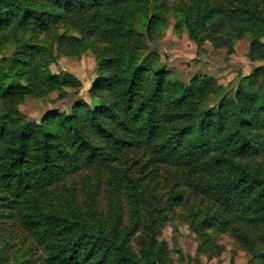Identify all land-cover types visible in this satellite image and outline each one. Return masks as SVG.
Segmentation results:
<instances>
[{"label":"trees","instance_id":"16d2710c","mask_svg":"<svg viewBox=\"0 0 264 264\" xmlns=\"http://www.w3.org/2000/svg\"><path fill=\"white\" fill-rule=\"evenodd\" d=\"M149 1L0 0V34L13 28L16 38L13 53L0 59V224L15 222L48 264H167L155 223L175 208L197 226L230 234L264 261V0H192L173 11L197 48L204 37L213 45L221 36L229 43L247 37L249 56L263 63L212 107L209 97L223 93L212 77L194 75L184 84L167 78L154 53L142 57L144 35L131 18L150 16L143 24L149 36L163 17L162 5L151 10ZM64 25L80 35L68 37L76 51L91 48L81 35L115 48L95 51L100 67L90 104L27 123L17 108L20 97L64 95L81 85L68 73L50 74L53 56L37 41L42 31L59 40ZM117 162L126 170L112 166ZM131 163L161 197L139 256L129 242L140 227L142 179L129 173ZM91 167L109 171L106 211L99 206L100 176L95 183L84 179L82 204L74 187L61 185ZM16 250L11 264L28 263L24 248Z\"/></svg>","mask_w":264,"mask_h":264},{"label":"rangeland","instance_id":"374dc122","mask_svg":"<svg viewBox=\"0 0 264 264\" xmlns=\"http://www.w3.org/2000/svg\"><path fill=\"white\" fill-rule=\"evenodd\" d=\"M159 7L163 14L162 19L156 21L151 27V35L147 36L144 22L147 23L150 16L143 21L138 16L131 18V23L138 31L144 35L145 49L142 50V57L150 53L156 55L160 66L167 72V78L181 83H188L194 75L212 77L216 84L223 88L220 97L210 96L208 106L216 105L220 99L226 95H234L238 82L258 68L263 63L253 60L249 56V40L243 37L232 42H227L224 37H220L215 45L207 37L203 38L201 49L188 38L184 25L178 24L173 11H179L182 6H191L192 0H150L151 10ZM264 10V8H262ZM0 34V59L9 57L14 51L13 42L15 32L13 28H4ZM59 40L49 31L37 33V41L44 44L53 60L48 65L50 74L57 75L68 73L80 82L79 88H66L65 94L60 95L58 91L48 95H24L18 99L17 108L22 118L27 123H39L52 113L69 114L73 106L78 102L91 103L90 90L97 79L100 64L96 60L95 51L104 50L111 52L115 45L112 42L92 36L85 38L81 35L83 43L91 46L88 50L76 51L68 40L69 36L77 38L80 35L71 26L64 25L58 30ZM264 43V37L260 39ZM37 80L36 78H33ZM36 84H40L39 81ZM0 100V106H3ZM4 108V106H3ZM136 159L141 157V152H136ZM136 161V160H135ZM120 162V161H119ZM117 162L113 167L126 170L127 166ZM143 162V161H141ZM124 163V160H123ZM131 163L129 173H137ZM140 167V165H136ZM139 170V169H138ZM143 171V170H142ZM145 171L142 172L144 174ZM129 173H127L129 175ZM132 175L133 178L142 179L139 188L141 189V222L136 234L130 239L129 246L136 254L144 249L145 238L147 236L146 226L149 224L150 216L154 215L153 207H160L161 197L156 199L153 196L151 187L146 184V180ZM96 176L101 178V191L99 195V206L107 210L108 179L110 174L107 169L82 168L69 176L61 185L65 188L74 187L77 190V201L83 203L84 192L82 187L84 179L96 182ZM123 200L124 224L127 226L130 221L129 207L125 198ZM164 202V201H163ZM157 218V217H155ZM156 242L164 248V258L167 264H264L259 258H253L242 246L228 233L213 232L210 227H200L191 218L183 215L180 209H167L159 215L155 223ZM5 244L3 253V263L11 264L15 257L16 249L23 247L27 253L23 255L28 260L26 264H48L45 261L44 253L39 247L30 245L32 238L22 232L16 223L6 221L0 224V244Z\"/></svg>","mask_w":264,"mask_h":264}]
</instances>
